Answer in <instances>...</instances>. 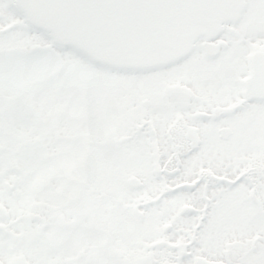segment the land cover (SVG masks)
I'll return each mask as SVG.
<instances>
[{"label":"flooded vegetation","instance_id":"obj_1","mask_svg":"<svg viewBox=\"0 0 264 264\" xmlns=\"http://www.w3.org/2000/svg\"><path fill=\"white\" fill-rule=\"evenodd\" d=\"M0 9V39L9 33L24 34L23 14L14 0H0ZM7 41L0 51L23 50L12 37ZM98 70L105 78L99 80L102 91L108 94L96 111L99 157L103 161L106 151L115 152L111 161L115 167L119 157L125 155L129 163L134 159L130 152L145 146L148 171L146 175L130 171L119 174L113 183L108 181L110 186L119 184L120 195H133L128 199L94 189L93 202L103 201L107 211L121 214L123 219L115 226L125 231L138 227L135 221H149L152 229V209L169 199L175 200L183 221L167 217L156 225L153 240L128 241L131 247L136 244L135 256L129 259L114 245L108 227H101L88 210L70 215V223L63 214H53L48 221L23 215L27 233L23 249L28 250L35 239L45 243L40 237L44 230L45 240L57 245L50 249L53 264H85L81 260L88 264L80 246L70 247L66 256V243L73 234L64 231L75 228L101 237L86 244V252L101 250L109 257L106 264H157L155 257L161 258L158 264H264L258 258L264 255V0H244L234 22L222 24L215 35L197 38L192 50L176 63L139 74ZM116 75L129 80H106ZM74 89L84 110L86 92L83 87ZM84 124L88 127L85 120ZM83 154L76 158L83 160L87 156ZM21 173V169L16 172ZM67 175L72 183L75 179ZM54 192L49 198L56 204V194H62ZM9 221L3 222L8 231L4 229L0 238L16 241L19 237ZM233 223H244L246 231L235 229ZM38 252V247L28 254L2 245L0 262L10 264L21 257L28 264H41Z\"/></svg>","mask_w":264,"mask_h":264},{"label":"rangeland","instance_id":"obj_2","mask_svg":"<svg viewBox=\"0 0 264 264\" xmlns=\"http://www.w3.org/2000/svg\"><path fill=\"white\" fill-rule=\"evenodd\" d=\"M12 39L23 47L21 53L34 52L30 48H42L48 43L46 37L29 31L22 35H14ZM7 40L0 39V48L8 45ZM54 51L57 57L54 61L48 63L30 61L21 68L5 64L0 70V205L12 212L11 217L7 213L5 218H1L0 225L3 226L2 231L4 229L8 231L3 222L9 218V228L15 232L16 237H19L16 241L0 238V246L10 244L15 248V252L26 251L28 254L32 253L33 247H38L36 259L40 258L41 264H53V253L50 249L53 250V247L55 249L57 245L54 246V242L45 240L47 232L44 230H40V237L45 243L38 244L35 239L28 250L23 249L22 243L26 240L27 233L23 230L24 222L21 217L30 214L48 221L53 214H63L65 221L70 223L73 219L69 218L70 215L80 210H88L101 227L105 229L108 227L114 245L119 246L124 256L128 255L129 259H132L135 256L132 251H136V244L131 247L128 241L153 240L156 236V225L167 217L175 219L178 223L183 220L177 215L175 200L169 199L163 206L152 209L151 221L155 224L152 229L149 228V221L143 223L135 221L134 224L138 227L134 226V229L125 231V228L115 226L116 220L123 219L121 214L107 211L108 204L103 201L99 204L93 202L96 196L94 189L119 195L123 193L117 182L112 186L108 183L109 180L113 183L119 174L127 175L131 171L146 175L147 148L136 147V152H130L134 159L129 163L125 162L128 160L125 155L119 157L118 165L115 167L111 165L115 152L106 151L103 161L101 160L96 111L104 97L108 95L102 91V83L99 82L105 78H102V73L97 68L87 66L82 58L75 56L71 51ZM10 53L15 55L13 52ZM109 79L120 83L129 80L123 75H116L114 78L106 76V80ZM82 87L88 101L83 102L84 110L80 107L79 97L74 89ZM85 152L87 156L83 160L76 158ZM13 166H18L22 173L16 174L10 168ZM65 173L71 174L70 177L75 180L72 183L67 181ZM2 180L3 182L6 180L8 185H14L11 194L8 195L3 190ZM54 190L55 192L59 190L62 194V196L56 194L58 200L56 204L49 198ZM80 192L81 196L76 197V193ZM130 196L133 195L119 197L128 199ZM232 226L235 229L244 227L242 232L247 229L244 223H233ZM32 228H37V225L33 224ZM242 232L238 233L236 230L241 236ZM64 233L73 234L66 243V256L70 247L80 246L87 262L89 261L88 264L100 262L106 264L109 257L101 250L89 249V254L86 252V244L91 245L101 240V237L91 236L90 232H81L75 228L65 230ZM244 235L250 236V233L246 232ZM237 252L241 254L242 251ZM258 258L264 261V255H259ZM153 260L158 264L161 258L155 257ZM81 261L87 264L84 260Z\"/></svg>","mask_w":264,"mask_h":264},{"label":"water","instance_id":"obj_3","mask_svg":"<svg viewBox=\"0 0 264 264\" xmlns=\"http://www.w3.org/2000/svg\"><path fill=\"white\" fill-rule=\"evenodd\" d=\"M15 4L25 24L49 34L50 43L55 41L101 69L133 73L179 61L198 37L215 35L244 7L243 0H15ZM258 75L255 72V83ZM2 210L0 205V219L6 216ZM11 264L25 263L16 257Z\"/></svg>","mask_w":264,"mask_h":264},{"label":"snow or ice","instance_id":"obj_4","mask_svg":"<svg viewBox=\"0 0 264 264\" xmlns=\"http://www.w3.org/2000/svg\"><path fill=\"white\" fill-rule=\"evenodd\" d=\"M14 35L19 33H9L4 39H10ZM54 50H62V46L53 41L50 45L45 48L39 49L35 52L17 53L15 55L9 53L5 54L0 51V70L7 64L9 67L21 68L30 61L39 63H48L57 59Z\"/></svg>","mask_w":264,"mask_h":264},{"label":"trees","instance_id":"obj_5","mask_svg":"<svg viewBox=\"0 0 264 264\" xmlns=\"http://www.w3.org/2000/svg\"><path fill=\"white\" fill-rule=\"evenodd\" d=\"M46 37H47V36H46ZM48 45H49V44H48ZM48 45H47V46H48ZM33 51L35 52L36 50H33Z\"/></svg>","mask_w":264,"mask_h":264}]
</instances>
